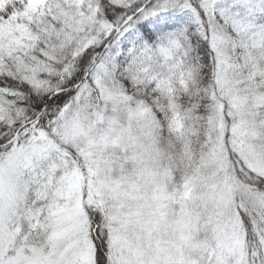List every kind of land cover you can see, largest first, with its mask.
<instances>
[{"label": "snow or ice", "instance_id": "snow-or-ice-1", "mask_svg": "<svg viewBox=\"0 0 264 264\" xmlns=\"http://www.w3.org/2000/svg\"><path fill=\"white\" fill-rule=\"evenodd\" d=\"M0 264H264V0H0Z\"/></svg>", "mask_w": 264, "mask_h": 264}]
</instances>
